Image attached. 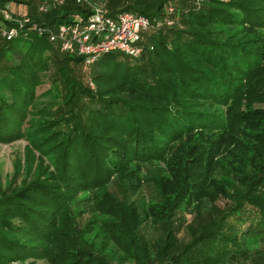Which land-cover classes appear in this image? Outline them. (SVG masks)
Masks as SVG:
<instances>
[{"label": "trees", "instance_id": "1", "mask_svg": "<svg viewBox=\"0 0 264 264\" xmlns=\"http://www.w3.org/2000/svg\"><path fill=\"white\" fill-rule=\"evenodd\" d=\"M10 1L28 4L27 23L5 19L1 10ZM44 1L0 0V20L17 28L9 40L0 35V142L25 140L28 151L52 167L48 179L38 170L24 184L0 188V264L43 258L114 264L71 236L75 225L67 205L80 192H91L97 209L114 216L117 236L135 264H264V137L255 134L263 139L250 164L231 163L230 170L221 165L230 176L221 175L220 182L213 177L205 187L207 175L222 163L219 146L230 147L224 135L261 110L250 99L264 84L254 74L264 55V0H193L173 12L164 11L171 0L112 8L174 22L160 29L151 21L137 58L106 52L88 69L83 57L51 42L47 30L73 21V15L86 16L92 1L65 0L39 12ZM51 67L50 87L36 95L40 73ZM151 161L166 162L179 183L174 188L159 182L165 205L153 209L162 213L157 222L166 232L163 245L150 249L141 237L142 215L116 200L107 184ZM206 201L211 206L203 210ZM183 210L197 221L188 227V240L177 243L182 224L174 228L169 222Z\"/></svg>", "mask_w": 264, "mask_h": 264}, {"label": "rangeland", "instance_id": "2", "mask_svg": "<svg viewBox=\"0 0 264 264\" xmlns=\"http://www.w3.org/2000/svg\"><path fill=\"white\" fill-rule=\"evenodd\" d=\"M35 3L39 0H34ZM95 6H105L109 10L112 8L121 9L127 4H133L134 0H91ZM193 0H171L164 5V11L173 12L176 9L187 8V5L192 3ZM15 4L14 1H11ZM87 2V1H85ZM90 3V2H89ZM59 6V5H56ZM55 7V6H54ZM21 9V8H19ZM156 23L157 28H163V26H172L173 20L167 19L163 22L162 19L151 20ZM165 30V29H164ZM61 56V54H59ZM54 67L50 70H46L40 73L41 84L36 87V95H40L45 92L51 85V79L53 76ZM254 74H259L262 76V81H264V55L262 60L261 69L254 71ZM84 77L85 83L88 82L87 86L94 90L95 86L92 81H88ZM257 94L251 95L250 104L252 107L261 109L260 112H255L252 114V119L246 120L244 123L240 124V129L233 130L230 134H225L228 136V145L219 146L220 159L222 163L220 165L216 164L209 175H207L205 187H208L211 183L220 182L219 178L224 175L228 170L232 169L231 163L237 165L238 167H243L242 164L248 162L250 164V159L254 155L253 150L257 148V140L263 138H257L258 136L264 137V84L262 88L257 86ZM245 102L248 100L240 101V108H245ZM83 119V117H82ZM255 143H252V140ZM27 142L25 140H17L11 143H1L0 142V188L5 187L9 182L15 185L24 184V178L26 181L31 180L32 174L37 173L38 170L42 173H46L42 178H49L50 170L52 167H47V158L42 161L39 154L34 151H28ZM235 151V152H234ZM228 158V159H227ZM240 159V163L239 160ZM243 160L244 162H242ZM28 162H32L31 174L25 176L24 174H29L26 165ZM228 168H220V166ZM230 168V169H229ZM226 173L228 178L230 175ZM125 178L117 179V182H110L107 184L108 192L116 198L122 205L128 204L134 210L138 211L143 218L140 226L141 237L147 243V247H155L157 243L161 246L163 245V239L165 238V228L162 224L158 223L162 213L155 211L153 208L163 210L165 203L159 197V182L165 181V185L173 184L175 188V183H179L175 177L170 174V169L166 162L164 161H151L148 163L140 164L134 166L132 173L130 175H124ZM224 182V181H222ZM89 195L88 197H85ZM91 192H80L75 196V202L73 200L69 201L67 205L69 209L68 220L69 223H73L72 226V238L78 243H86L90 246L91 253L100 255L109 259L114 264H135L131 257V251L129 250L128 244L122 242L117 235L119 233L118 228L115 227L113 219L114 216L103 215L97 207L94 205L92 200ZM225 200H219V206H223ZM74 202V203H73ZM202 209L208 210L211 205L208 202L201 203ZM126 206V205H125ZM127 207V206H126ZM151 212V214H150ZM154 212V214H152ZM140 215V216H141ZM176 216L178 218H173L169 225L176 228L180 223V229L177 235V243L188 240L189 236V226H194L196 224L197 218L188 211L178 213ZM174 216V217H176ZM155 219V220H154ZM66 220V219H65ZM63 220L64 225L66 221ZM63 225V226H64ZM75 228V229H74ZM70 234V233H69ZM124 239H126L124 237ZM127 248V249H126ZM32 261L28 259L27 262ZM11 264H18L17 261L11 262ZM33 264H53L48 259H38L34 260Z\"/></svg>", "mask_w": 264, "mask_h": 264}, {"label": "built area", "instance_id": "3", "mask_svg": "<svg viewBox=\"0 0 264 264\" xmlns=\"http://www.w3.org/2000/svg\"><path fill=\"white\" fill-rule=\"evenodd\" d=\"M64 2L65 0L41 2L38 11L46 12ZM1 12L5 19L17 21L19 26L29 21V17L22 12H18V18H13L8 6ZM72 19L71 22L61 23L55 29L47 30L48 39L56 43L61 51L83 57L86 69L90 68L97 56L106 52L116 51L137 58L144 50L143 37L152 28L150 19L145 15L122 10L112 12L105 6L92 5L91 12L86 16L76 14ZM3 22L0 20V35L9 40L17 34V28H6ZM155 26L158 25L155 23Z\"/></svg>", "mask_w": 264, "mask_h": 264}, {"label": "crops", "instance_id": "4", "mask_svg": "<svg viewBox=\"0 0 264 264\" xmlns=\"http://www.w3.org/2000/svg\"><path fill=\"white\" fill-rule=\"evenodd\" d=\"M7 5L9 8H11L12 12H16V13L22 12L29 17V6L24 1L23 2H15V4H13L10 1ZM19 8H21V9H19Z\"/></svg>", "mask_w": 264, "mask_h": 264}]
</instances>
